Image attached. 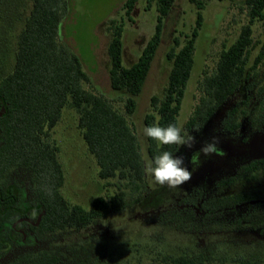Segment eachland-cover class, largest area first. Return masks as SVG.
I'll return each instance as SVG.
<instances>
[{
    "label": "rangeland",
    "instance_id": "1",
    "mask_svg": "<svg viewBox=\"0 0 264 264\" xmlns=\"http://www.w3.org/2000/svg\"><path fill=\"white\" fill-rule=\"evenodd\" d=\"M126 0H67L60 24L59 39L77 52L91 75L96 90L124 112L125 95L110 85V58L107 47L109 19L124 24V64L131 65L155 31V0H137L132 20L126 15ZM204 19L195 42L194 67L178 116L179 126L197 137L189 150L177 146L175 155L186 163L201 145L213 136L220 138L223 155L200 157L201 164H188L194 175L189 183L169 188L145 175L146 188L140 200L111 212L84 228L39 234L23 220L13 224V240L0 264H165V256L203 253L227 262L259 260L264 263V174L247 172L244 167L264 158V58L255 64L264 41V23L253 30L246 75L235 92L205 123L195 115L202 96L201 82L215 70L219 53L238 36L248 22L243 0H202ZM33 0H0V80L15 67L17 35ZM197 6L190 0H176L157 48L136 111L126 114L135 130L144 162L150 159L143 135L144 116L154 112L151 97H162L171 61L168 51L174 39L184 43L195 26ZM78 112L66 107L50 138L59 145L58 158L64 169L63 196L70 203L89 208L99 195L113 194L98 175L95 157L78 127ZM234 124L238 127L234 128ZM250 173V174H249ZM5 184L22 187L23 207L36 202L32 176L23 167L12 169ZM254 193L252 205L230 207L223 199L236 193ZM26 215H29L28 213Z\"/></svg>",
    "mask_w": 264,
    "mask_h": 264
},
{
    "label": "trees",
    "instance_id": "2",
    "mask_svg": "<svg viewBox=\"0 0 264 264\" xmlns=\"http://www.w3.org/2000/svg\"><path fill=\"white\" fill-rule=\"evenodd\" d=\"M175 1L155 0L158 12L155 31L129 66L124 64V24L108 20L110 85L119 95H125L126 114L132 115L136 111L138 97L162 39L165 18ZM136 2L126 0L124 3L126 15L131 20ZM190 2L198 9L195 26L184 43L175 38V46L167 53L171 61L167 84L162 97H151L154 112L145 114V126L156 123L161 126L176 123L179 126L178 116L195 62V42L204 19V2ZM242 4L248 22L241 26L237 38L221 49L215 70L204 75L202 96L188 126L196 123L195 115L204 123L208 121L246 75L254 25L264 23V0H243ZM64 10H67V0H33L17 35L15 67L0 80V227L3 228L0 231V256L8 251L12 242L9 231L3 226L7 220L13 221L20 216L17 210L31 213V218L38 222L32 226L35 233L84 228L106 218L111 212L138 202L146 188L139 139L127 115L101 92L85 88V83L95 90L97 87L80 55L59 39ZM263 58L264 41L254 65ZM66 107L78 112V127L89 152L95 157L98 175L105 181V188L115 189L113 194L96 196L89 208L68 202L61 189L65 176L58 158L60 149L50 136ZM237 127L234 124V128ZM146 139L150 158L161 151L167 150L174 155L177 151V145L160 146ZM17 167L27 169L32 176L37 200L27 207L21 205L22 187L18 184L3 185L7 174ZM244 169L250 173L260 170L264 174V158L251 161ZM255 199L254 193L240 192L223 200L235 208L243 204L252 205ZM164 258L165 264H264L259 260L227 262L203 253L167 255Z\"/></svg>",
    "mask_w": 264,
    "mask_h": 264
},
{
    "label": "clouds",
    "instance_id": "3",
    "mask_svg": "<svg viewBox=\"0 0 264 264\" xmlns=\"http://www.w3.org/2000/svg\"><path fill=\"white\" fill-rule=\"evenodd\" d=\"M143 135L155 141L160 146L177 145L186 149H193L197 141L196 135L187 132L182 125L169 123L161 126L156 123L146 126ZM220 138L211 137L205 141L186 163L184 155H174L170 151H161L154 157L145 161L144 172L154 183L169 188H177L189 183L194 175L188 164L200 166V157H211L213 155H223V150L219 148Z\"/></svg>",
    "mask_w": 264,
    "mask_h": 264
},
{
    "label": "flooded vegetation",
    "instance_id": "4",
    "mask_svg": "<svg viewBox=\"0 0 264 264\" xmlns=\"http://www.w3.org/2000/svg\"><path fill=\"white\" fill-rule=\"evenodd\" d=\"M0 201H1V198H0ZM30 203H34V202H30ZM29 203V204H30ZM28 204V205H29ZM27 205V206H28ZM243 205H248V204H243ZM25 206V207H27ZM18 212H20V216L17 217V219L13 220V221H10V220H7L4 224V228H7V230L9 231L10 233V237L11 239L13 240V232H12V228H13V224L15 222H18L20 220H23L25 224H27L29 226V228L31 230H33L32 226H36L37 225V221H34V219L31 218V213L27 210V211H21V210H17ZM29 214V215H26V214ZM3 228L0 227V231L2 230ZM34 231V230H33Z\"/></svg>",
    "mask_w": 264,
    "mask_h": 264
}]
</instances>
